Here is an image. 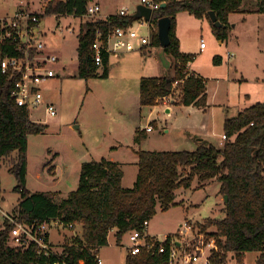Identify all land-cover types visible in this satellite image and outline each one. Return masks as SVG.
<instances>
[{
    "label": "trees",
    "instance_id": "1",
    "mask_svg": "<svg viewBox=\"0 0 264 264\" xmlns=\"http://www.w3.org/2000/svg\"><path fill=\"white\" fill-rule=\"evenodd\" d=\"M165 3L156 9L152 22L158 25L162 17L171 18L170 43L163 47L158 30L153 33L150 48L143 47L144 54L153 47L162 48L168 66L174 70L162 76H143L140 80L141 105H155L176 89L180 93L174 104L208 107L207 79L188 68L195 60V53L180 49L176 34L177 14L188 11L198 17L210 19L215 11L225 26L212 28L218 40L228 39L231 30L230 14L242 12L245 0H157ZM94 0H45V14L84 17ZM256 10L264 13V0H257ZM100 12V11H99ZM98 12V13H99ZM43 14H40L42 17ZM136 18L133 14L118 13L106 18H91L85 21L78 34V76L84 79L106 77L110 73V54L103 53V73H97L93 43L98 36L106 39L109 32L119 26H129ZM15 44L5 46L4 53L16 55ZM221 63V56L214 57V64ZM179 81L178 85L174 83ZM12 83L0 76V159L12 155L18 157L11 163L9 171L17 178L15 190L20 193L19 203L14 209L16 222L27 225L59 221L63 227L81 224L82 235L72 237L63 244L58 255L38 252V245L9 244L15 222L3 221L0 228V264H93L95 254L108 244L109 233L115 230L120 244L124 235L141 230L146 220H151L158 207L167 210L177 202V190L190 188L197 179V187L217 181L219 194L224 199L221 218L209 217L200 223L203 227L214 226L211 236L218 237L221 252L213 253V263L223 264L231 253L238 263L248 251L259 252L257 264H264V102L246 107L236 115H226L221 146L201 139L195 150L149 151L140 149L138 174L133 187L122 184L124 172L119 162L102 158L81 165L78 187L66 198L57 199L51 191H31L27 188L28 140L30 134L47 131L46 123L31 119L30 112L19 106L12 97ZM145 129L137 130L136 141L145 138ZM226 136L225 138L223 136ZM70 228V227H68ZM71 229V228H70ZM73 229V228H72ZM171 234L164 241L149 236L147 240L155 247L146 246L132 255L128 253L125 264H169ZM160 244L166 251L158 252Z\"/></svg>",
    "mask_w": 264,
    "mask_h": 264
},
{
    "label": "rangeland",
    "instance_id": "2",
    "mask_svg": "<svg viewBox=\"0 0 264 264\" xmlns=\"http://www.w3.org/2000/svg\"><path fill=\"white\" fill-rule=\"evenodd\" d=\"M44 1L29 0V3L31 10L43 14L40 27L45 43L59 57L55 66L58 76L46 84L44 92L45 99L55 104L58 114L47 116L44 106L30 113L35 122L48 125L46 132L29 135L27 188L31 191H51L56 193L57 199L66 198L78 187L83 162L111 157L125 164V183L133 187L138 169L137 151L141 148L149 151L195 150L201 136H209L210 142L221 146L225 114L233 116L239 110L264 102V13L254 11L257 0H245L242 12L230 14L232 27L223 44L215 36L209 18H198L187 11L177 14L181 49L196 54L194 68L208 78V93L213 105L204 111L190 105L165 102L173 109L170 113L166 112L169 107L165 103L141 105V77L156 75L159 70L154 60H147V64L136 52L124 55L127 60H122L124 56L112 57L110 73L106 77L87 80L77 74L78 34L85 21L125 8L132 14L140 0H102L105 5L102 11L93 17L81 18L45 14ZM16 8L14 0H0V17L14 13ZM144 31H147L146 27ZM202 39L207 48L201 51ZM146 47L150 48V44ZM216 55L223 57L221 65L214 64ZM103 70L100 65L97 73L102 74ZM174 89L171 100L180 93V89ZM216 103L224 105L215 106ZM149 123L153 125V131L147 132L143 140L136 141L139 127L145 128ZM17 157L15 151L0 159V228L5 219L11 223L16 219L14 209L20 193L15 190L17 178L9 169ZM197 185L195 179L190 188L178 189L177 203L167 210L158 207L150 220L148 234L160 241L171 234V239L180 243L177 245L185 252L198 253L199 261L191 264H207L206 255L211 257L208 264H214L213 253L221 252L218 237L210 235L216 228H204L200 223L209 217H223L224 199L219 194V182L213 181L200 188ZM185 222L191 223L192 231L181 233V225ZM50 225V238L58 251L65 241L82 235L80 223L73 229L58 223L51 222ZM129 233L119 244L115 230L110 231L108 244L99 252L104 264H125L131 243ZM211 237L215 238L218 250L203 247L202 240ZM199 247H203L204 252ZM258 255L257 251L246 252L241 264H257ZM223 264L240 263L229 253Z\"/></svg>",
    "mask_w": 264,
    "mask_h": 264
},
{
    "label": "built area",
    "instance_id": "3",
    "mask_svg": "<svg viewBox=\"0 0 264 264\" xmlns=\"http://www.w3.org/2000/svg\"><path fill=\"white\" fill-rule=\"evenodd\" d=\"M17 5L16 10L12 14H5L0 17V76L6 77L12 83V97L19 106H24L31 113L32 110L41 106L45 107V114L49 117H55L58 114L57 108L53 102L46 101L45 88L46 84L53 78L58 76L55 68L59 63V57L55 53L47 51V46L44 40V34L40 29L41 17L38 12L30 9L29 0H14ZM140 3L146 7L151 8L152 12L162 6L157 0H140ZM101 7L98 4H91L88 7V17L95 16ZM136 11V8H135ZM135 11L133 13H135ZM132 13V14H133ZM121 16L130 15L129 9H121L118 12ZM153 16V14H152ZM148 23V24H146ZM144 27L147 31H144ZM158 30V25L144 17L135 19L129 26H119L112 29L106 39L98 36L93 43L95 51V62L97 65L103 63V53L107 52L110 55L122 52H129L136 49H141L150 44L152 35ZM15 44L16 55L4 53L5 46ZM206 43L201 41L200 48L204 49ZM179 81L174 83L178 85ZM171 96H165L161 100L165 102H174L170 99ZM154 129L153 125L149 123L145 127V131L150 132ZM226 137L225 135L223 136ZM15 222V227L11 232V240L14 245L28 246L32 242L37 243L38 252L45 255H58L61 250H55L50 238V229L48 224H42L38 228L35 224L27 225L22 222ZM52 223H59V221H52ZM150 221L146 220L141 230L130 231V246L129 253L132 255L138 254L142 247H147L149 250L155 247L153 242H149L147 238ZM60 226H64L60 224ZM68 227L74 228V224ZM183 229L179 232L192 231L191 223L185 222L181 225ZM176 241L171 240L169 262L175 261L180 264H191L199 261L198 253L185 252ZM203 247L209 250H218V245L214 237L202 240ZM202 248H198L203 251ZM166 251L164 244H160L158 252ZM204 252V251H203ZM210 255L205 256V262L210 263ZM58 264V262L56 263ZM65 264V262L63 263ZM93 264H104V260L99 253L95 254Z\"/></svg>",
    "mask_w": 264,
    "mask_h": 264
},
{
    "label": "crops",
    "instance_id": "4",
    "mask_svg": "<svg viewBox=\"0 0 264 264\" xmlns=\"http://www.w3.org/2000/svg\"><path fill=\"white\" fill-rule=\"evenodd\" d=\"M93 4H98V5H100V7H101V9H100V11H102V9H104V7H105V5H104V3H103V1L102 0H94V3ZM119 11H116V12H111V11H109V12H106V14H104L103 16H101L100 15V17H102V18H106V17H108L109 15H111V14H115V13H118ZM188 12V11H187ZM73 16V15H72ZM177 19V18H176ZM231 23V22H230ZM177 26H178V21H177ZM233 27H234V25H233ZM40 29H41V27H40ZM41 31H42V33H43V30L41 29ZM176 34H177V36H178V38H179V41H180V49H181V34H180V32H179V30H178V27H177V29H176ZM219 42L220 43H224L222 40H219ZM151 43V42H150ZM46 46H47V44H46ZM78 46H79V40H78ZM78 46H77V57H78ZM207 48V45H206V47H205V49ZM52 49H50L49 47H47V51L48 52H50V53H54V52H52L51 51ZM155 50H156V52H155ZM200 50L202 51V49L200 48ZM181 51H183V52H185L184 50H182L181 49ZM132 52H136L135 54H138V56H139V58H141V60L142 59H144V61H147V60H149V62H151V60H154V62H156V66H158V70H159V72L156 74V75H148V76H162V75H164L165 73H167L168 71L170 72V73H174V70L172 69V68H170L169 66H168V61L165 59V57H164V55H165V52L163 51V50H158L157 51V48H155V47H153V50H152V52L151 53H149V54H144L143 53V51H142V48L141 49H136V50H133V51H129V52H122V53H116V54H112V55H110V63H111V58L112 57H114V58H120V57H123L124 55H126V54H131ZM185 53H192V52H185ZM220 56V55H219ZM127 56H124L123 58H122V60H127ZM147 64H148V61L146 62ZM223 63V57L221 56V63L220 64H217V65H221ZM194 65H195V62L194 61H192V62H190L189 64H188V68L191 70V71H195V72H197L198 74H200V75H202V73H200L196 68H194ZM77 69H78V67H77ZM162 71V73H160ZM77 74H78V72H77ZM202 76H204V75H202ZM143 77V76H142ZM141 77V78H142ZM205 77V76H204ZM207 80H208V78L207 77H205ZM207 85H208V81H207ZM207 88H208V86H207ZM47 101H51V100H49V99H46ZM160 103H165V101H163V100H159V102H158V104H160ZM171 103H173V102H171ZM170 104V103H169ZM169 104H166L165 103V105H167L169 108H166V112L167 113H170V112H172L173 111V109L170 107V105ZM157 105V104H156ZM213 105V102H212V100H210V98H209V93H208V107L206 108V109H204V111H206L210 106H212ZM215 106H219V107H221V106H223L224 104L223 103H216V104H214ZM151 106H154V105H151ZM190 106H194V105H190ZM194 107H197V106H194ZM197 108H199V107H197ZM240 111V110H239ZM226 115H228V114H225V118H226ZM30 117H31V114H30ZM225 118H224V121H225ZM32 119V118H31ZM33 120V119H32ZM34 121V120H33ZM139 129L140 130H143V129H145V128H141V126L139 127ZM224 129V128H223ZM153 131V130H152ZM152 131H150V132H152ZM144 133L145 134H147V131H144ZM149 133V132H148ZM223 133H224V130H223ZM223 135V134H222ZM136 136H137V133H136V135H135V138H136ZM207 137V138H206ZM209 138V136H205L204 138H202V136H201V138H198V145H199V141H201V139H204V140H206V141H209L210 142V140L208 139ZM222 138V137H221ZM212 143V142H211ZM220 143H222V142H220ZM222 145V144H221ZM142 149V148H141ZM113 151H116V150H113ZM135 154H136V152H135ZM110 160H113V161H116V162H119L120 164H121V167H122V170H123V172H124V176H123V180H122V184H123V186L124 187H126V188H129L130 186H128L126 183H125V177H126V172H125V169H124V165L125 164H123L122 163V161L121 160H117V159H115V158H109ZM138 169H137V174H138V170H139V167H137ZM56 172V171H55ZM137 174H136V176H137ZM137 177H135V179H136ZM134 179V181H136ZM133 181V184L135 183ZM132 184V185H133ZM151 234V233H150Z\"/></svg>",
    "mask_w": 264,
    "mask_h": 264
},
{
    "label": "water",
    "instance_id": "5",
    "mask_svg": "<svg viewBox=\"0 0 264 264\" xmlns=\"http://www.w3.org/2000/svg\"><path fill=\"white\" fill-rule=\"evenodd\" d=\"M162 6H165V3H163ZM152 14L153 12L151 8L146 7L143 4L139 3L136 6V11L135 13H133V16L137 19L144 17L146 20H150L152 17ZM209 16L215 27L221 28L225 26L221 21L218 20L215 11H210ZM170 28H171V18L170 17H162L158 20V33H159V38H160V41L163 47H166L170 43V35H169ZM75 127L78 128L79 126H75ZM224 199L225 201H227L228 196L225 195Z\"/></svg>",
    "mask_w": 264,
    "mask_h": 264
}]
</instances>
